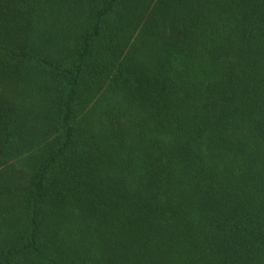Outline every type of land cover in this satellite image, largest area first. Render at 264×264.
Returning a JSON list of instances; mask_svg holds the SVG:
<instances>
[{
  "label": "trees",
  "instance_id": "16d2710c",
  "mask_svg": "<svg viewBox=\"0 0 264 264\" xmlns=\"http://www.w3.org/2000/svg\"><path fill=\"white\" fill-rule=\"evenodd\" d=\"M0 264H264V0H0Z\"/></svg>",
  "mask_w": 264,
  "mask_h": 264
}]
</instances>
